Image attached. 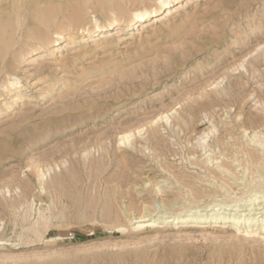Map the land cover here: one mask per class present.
I'll return each mask as SVG.
<instances>
[{"label":"rangeland","instance_id":"rangeland-1","mask_svg":"<svg viewBox=\"0 0 264 264\" xmlns=\"http://www.w3.org/2000/svg\"><path fill=\"white\" fill-rule=\"evenodd\" d=\"M1 1L0 264H264L262 222L138 229L127 215L162 180L170 216L264 173V0H173L131 22L114 17L159 6L24 0L19 29ZM94 14L112 18L102 32Z\"/></svg>","mask_w":264,"mask_h":264},{"label":"bare ground","instance_id":"bare-ground-1","mask_svg":"<svg viewBox=\"0 0 264 264\" xmlns=\"http://www.w3.org/2000/svg\"><path fill=\"white\" fill-rule=\"evenodd\" d=\"M157 3L159 7L155 8H149L146 4L142 8L136 9L130 18L126 19L124 15L120 16V18L117 19V17H114L115 20H124L125 22H131L133 20H143L151 15V12L166 6L167 8L170 7V2L173 0H152ZM178 1V0H177ZM2 1L0 0V3ZM179 2V1H178ZM45 4V3H43ZM7 5V4H6ZM46 5V4H45ZM78 8V7H77ZM80 9V8H79ZM74 12V14L68 18L69 23L67 24L68 28H76L77 26L81 25L84 22V15L82 11ZM1 10V8H0ZM9 13H13L17 19L18 29L23 26V22L26 21L25 12L27 10V6L25 4L24 0H9ZM170 9L167 10L169 12ZM45 12V11H44ZM56 13V12H55ZM115 12H112L114 16H118L117 14H114ZM156 15V14H155ZM168 15V14H167ZM157 17V16H156ZM60 17L56 16L54 20L58 19ZM62 21L66 18V16L61 17ZM113 18V19H114ZM41 18L39 17L38 20ZM93 22L95 24V28H98L100 32L103 31V27L107 23H111L112 18L107 17L106 22H101L100 18L94 14L93 15ZM45 20V19H44ZM42 21V20H41ZM114 21V20H113ZM15 22V21H13ZM47 22V21H46ZM44 23V22H42ZM49 23V22H48ZM6 24V23H5ZM2 25V24H1ZM13 25V24H12ZM66 25V24H65ZM5 26V25H4ZM40 26V25H39ZM35 28L30 29V33H28V38H37L36 36L41 33L42 35L38 36V40L41 39V45H48L50 42V33L51 30L48 29L44 32H41L44 30V28L41 30V27H38V25H35ZM82 27V26H80ZM37 28L41 31H37ZM47 28V27H46ZM17 29V28H16ZM15 29V30H16ZM17 31V30H16ZM98 31V30H96ZM55 34L60 35V31L56 30L54 31ZM19 36V35H18ZM29 42V41H28ZM29 45V44H28ZM24 54V53H23ZM3 62V61H2ZM2 71H4V66L1 64L0 67V75L2 74ZM5 77L3 80L5 81L4 84H12V79H14L13 74L10 72L5 73ZM2 78V77H0ZM7 88V87H6ZM207 136L204 135L199 139V146L202 148V150L207 154L208 156V162H214L216 161L215 157L212 155L211 147L209 143L207 142ZM249 136V135H248ZM130 137L131 135H125L122 138V143H128L130 144ZM126 139V140H125ZM252 140L257 141L260 145L264 147V140H261L260 138H257L256 136L252 137ZM218 163V161H216ZM220 163V162H219ZM220 168L222 167L219 165ZM226 171L234 176L236 179L244 181V178L241 176L234 175L233 172H231L229 169H226ZM247 172V170L244 171V174ZM259 173V171H258ZM45 174L42 173L41 177H43ZM259 179L255 180L252 179L248 184H246L243 188V192L240 196H237V192H235L236 196L233 198L232 194L227 191L223 194L224 196L220 195H213L212 199L208 202H202L200 204L201 200H197L196 202L189 203L188 205H183L181 207V210L179 211V214L177 212H174L172 215L167 216L168 213L171 212V208L167 207L165 205V195L166 187L168 186V181L162 180L159 181L154 187V191L159 195L160 200H156L153 203H149L147 201H143V214L140 216H135L133 213L126 214L129 216V221L133 224L138 223L135 227L138 229H146L149 226H152L154 223L162 224L164 222H174L177 220V223H181L180 226H183L184 224H192V223H206V222H214L215 225H218L219 223H238V224H256L257 222H262V226H264V173L258 174ZM224 181V180H223ZM142 193V192H141ZM195 198V196L193 197ZM197 203V204H195ZM176 205V204H175ZM204 205V206H203ZM126 211V210H125ZM124 212V210L122 211ZM157 212V213H155ZM115 213V212H114ZM125 214V216H126ZM115 214H113L114 216ZM124 215V214H123ZM127 216V217H128ZM153 217H156V219H151ZM43 218H45L43 216ZM49 218H45L44 222L47 224ZM160 220L159 222H157ZM206 221V222H205ZM101 222V221H100ZM154 222V223H153ZM176 222V221H175ZM174 222V223H175ZM107 223V222H103ZM130 223V224H131ZM118 229L123 231L127 229L125 226H118ZM111 230V229H110Z\"/></svg>","mask_w":264,"mask_h":264}]
</instances>
